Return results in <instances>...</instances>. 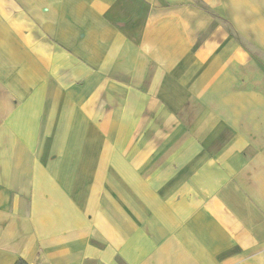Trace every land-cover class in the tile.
<instances>
[{"label": "crops", "instance_id": "1", "mask_svg": "<svg viewBox=\"0 0 264 264\" xmlns=\"http://www.w3.org/2000/svg\"><path fill=\"white\" fill-rule=\"evenodd\" d=\"M20 261L264 264V0H0Z\"/></svg>", "mask_w": 264, "mask_h": 264}, {"label": "rangeland", "instance_id": "2", "mask_svg": "<svg viewBox=\"0 0 264 264\" xmlns=\"http://www.w3.org/2000/svg\"><path fill=\"white\" fill-rule=\"evenodd\" d=\"M154 105H156V101L154 100ZM148 116H150V117H153V116H156V115H148ZM159 119V120H158ZM160 120H161V118H160V115H157V117H156V122H155V127L157 128L158 126H160L161 125V123H160ZM161 126H163V125H161ZM160 130H156V135H157V137H158V135L160 134Z\"/></svg>", "mask_w": 264, "mask_h": 264}, {"label": "trees", "instance_id": "3", "mask_svg": "<svg viewBox=\"0 0 264 264\" xmlns=\"http://www.w3.org/2000/svg\"><path fill=\"white\" fill-rule=\"evenodd\" d=\"M17 264H25V262L24 261H20Z\"/></svg>", "mask_w": 264, "mask_h": 264}]
</instances>
